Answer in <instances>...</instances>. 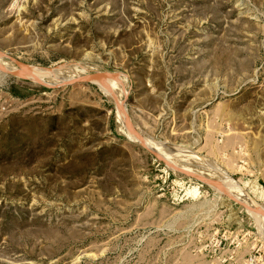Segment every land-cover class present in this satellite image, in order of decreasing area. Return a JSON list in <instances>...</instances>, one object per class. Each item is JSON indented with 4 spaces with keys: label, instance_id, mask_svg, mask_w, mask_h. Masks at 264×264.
Returning a JSON list of instances; mask_svg holds the SVG:
<instances>
[{
    "label": "rangeland",
    "instance_id": "1",
    "mask_svg": "<svg viewBox=\"0 0 264 264\" xmlns=\"http://www.w3.org/2000/svg\"><path fill=\"white\" fill-rule=\"evenodd\" d=\"M0 51L121 98L0 57V264H264V210L212 183L264 207V0H0Z\"/></svg>",
    "mask_w": 264,
    "mask_h": 264
},
{
    "label": "bare ground",
    "instance_id": "2",
    "mask_svg": "<svg viewBox=\"0 0 264 264\" xmlns=\"http://www.w3.org/2000/svg\"><path fill=\"white\" fill-rule=\"evenodd\" d=\"M7 64H4L3 67L8 70L9 72L11 73H14V74H17V75H24V76H30L32 77L33 79H40V80H44V81H48L49 84H52L54 85L53 83H61V79L63 81H67L69 79H72V78H75L76 76L72 75L70 77H62L60 80H58V75H60L62 73V69L58 66H55V67H49L47 69H42L40 67H37V66H32V65H27V67L24 69L22 67H20L19 65H16L14 62H12L11 60L10 61H7L6 62ZM84 75V74H82ZM105 75V76H104ZM102 76V78L98 79V80H95V82L99 85H101V88L103 89L104 93L106 94H109V95H116L118 97V99L121 100V98L118 96V93L116 92V87L114 88L113 86V83L110 82L109 80V77L107 74H104ZM80 76V75H78ZM108 77V78H107ZM111 78V77H110ZM39 82V81H38ZM41 83V82H39ZM43 83V82H42ZM104 84V86L102 85ZM107 86V88H106ZM116 86V85H115ZM119 88V87H117ZM115 101L118 102V99L115 98ZM117 106L119 108V111H120V114L121 116L124 117V121L126 123V119H125V110H124V105L122 103V106L120 104V101L119 103H117ZM126 125L129 127V125L126 123ZM130 128V127H129ZM131 129V128H130ZM132 130V129H131ZM133 131V130H132ZM130 138L131 140L133 139L134 141H139V142H143L145 143L146 145H148L149 147H152L153 149L156 150L155 147L152 146V142L149 141V140H145L144 136L140 135V138L138 137V135H136V133L134 134V132L132 134H130ZM157 151V150H156ZM163 151V150H162ZM158 152V151H157ZM159 153V152H158ZM160 154V153H159ZM161 155V154H160ZM164 155H167V154H164ZM167 159L170 160V162L172 163H175L176 165H179L181 166V162L179 161L178 162V158L174 157V160L173 157L167 155L165 156ZM165 158V159H166ZM181 164V165H180ZM212 164V163H211ZM184 165V164H183ZM186 166V164H185ZM210 166V165H209ZM183 167V166H181ZM188 167V166H187ZM191 168V167H190ZM186 169V168H185ZM190 173H196L195 171H192L191 169H187ZM201 173V172H200ZM221 175H222V178L218 181V182H213L210 178H207L208 181H212V183H216L218 185H221L223 187V190L228 194L229 192L232 193L233 195H237V197H239L240 199H243V201L248 205V207L252 208L253 212V215L255 214V218H257L260 222V220L263 218V215L262 213L260 212L262 209V211L264 210V207L261 206V205H258L248 194L247 192L244 190V188L242 186H240L237 181L232 178L229 174H227L226 172L224 171H220ZM197 174V173H196ZM203 174V173H202ZM205 175V174H204ZM203 176V175H202ZM209 176V175H208ZM220 178V177H219ZM230 195V194H229ZM232 196V195H231ZM233 197V196H232ZM236 199V198H235ZM264 212V211H263Z\"/></svg>",
    "mask_w": 264,
    "mask_h": 264
},
{
    "label": "water",
    "instance_id": "3",
    "mask_svg": "<svg viewBox=\"0 0 264 264\" xmlns=\"http://www.w3.org/2000/svg\"><path fill=\"white\" fill-rule=\"evenodd\" d=\"M0 57H6V58H9L12 62L16 63L17 65H19L20 67L22 68H26L28 64H26L25 62L23 61H20L19 59L15 58V57H12L10 56L9 54L7 53H4V52H1L0 51ZM2 70H4V68L2 66H0ZM11 73V72H10ZM14 74V73H12ZM114 75H116L115 73H112ZM17 75V74H15ZM104 75V72H94V73H88V74H84V75H80V76H77L75 78H72V79H69L67 81H63L61 83H58V84H49V83H42L46 86H49V87H58V86H61V85H67V84H73V83H78V82H87V81H94L95 80H98L100 79L102 76ZM17 76H20V77H25V78H29V79H32V77L30 76H24V75H17ZM33 80V79H32ZM123 103V102H122ZM124 105V103H123ZM124 110H125V119H126V123L129 125V127L133 130L134 133H136V135H138V137L140 138V133L135 129V127L133 126L127 112H126V109H125V105H124ZM139 144H141L142 146H144L148 151H150L152 154H154L157 158H159L160 160L164 161L169 167L175 169L176 171H179V172H182V173H185L191 177H194L200 181H204V182H207L204 177L200 176V175H197V174H194V173H190V172H187V171H184L182 169H179L178 167H175L171 162H169L167 159H165L162 155H160L155 149H153L152 147H149L148 145H146L145 143L143 142H139ZM229 195V194H228ZM230 197H232L231 195H229ZM232 199L235 200L234 197H232ZM239 202V201H238ZM241 203L245 208H248L246 206V204L242 203V202H239Z\"/></svg>",
    "mask_w": 264,
    "mask_h": 264
}]
</instances>
